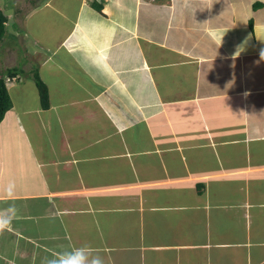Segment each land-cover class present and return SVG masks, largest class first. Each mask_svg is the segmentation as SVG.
<instances>
[{"label":"crops","instance_id":"0c3cea01","mask_svg":"<svg viewBox=\"0 0 264 264\" xmlns=\"http://www.w3.org/2000/svg\"><path fill=\"white\" fill-rule=\"evenodd\" d=\"M17 1L0 0L10 38L44 15L58 37L20 33L37 69L0 43V76L34 81L0 123V211L18 209L0 264L81 245L105 264H264V0Z\"/></svg>","mask_w":264,"mask_h":264},{"label":"rangeland","instance_id":"374dc122","mask_svg":"<svg viewBox=\"0 0 264 264\" xmlns=\"http://www.w3.org/2000/svg\"><path fill=\"white\" fill-rule=\"evenodd\" d=\"M28 1H30V0H28ZM78 1L79 0H53V3L52 4L55 5V6H58L61 2H63V5L67 7V10L68 11L74 12L75 9H76L77 2ZM17 2L19 4V5L17 4V6L19 8L20 7H26L27 2H25V0H18ZM40 2H41V0H34L31 3H29L28 7H26V8H29L31 5H33V3H36L37 4V3H40ZM23 9L24 8H22L21 11H23ZM44 13L47 14L46 12H44ZM54 17L55 16L47 19L46 15H44L43 18L42 17L39 18L38 16H36V18L34 17L35 20L33 21L31 27H28L25 24L24 25L22 24L24 26V29L21 28V26H20L21 23H17V28H16V24L15 23L12 25L13 28L15 27V29H17V32L12 33V37L11 38L8 35L9 33L8 34L6 33V35H5L4 38H8L9 40H11V42L12 41L16 42V47H17L16 48V59L15 58H13V59L16 60V62L18 63V65H24V63L28 62V63H31L32 65H34L35 66V69H37L39 67L38 64L33 63L30 60V56L27 57V55L24 53L25 51H22L21 50V45L22 44L19 41H17V40H19L20 33H22L21 35H23L24 38L25 37L28 38V39H26L27 42L30 39V42H28V44H29L30 48H32L33 50L38 45H40L42 47L43 46H50V47H52L56 43L55 42L56 41L55 39L58 36H57V32H54V30H52V28L50 27V24H47V22L50 23L51 21H54L55 20ZM9 18L10 19H13L12 18V14H11V16ZM18 22H21V21H18ZM68 24L69 23H66V20L65 19H63V20L61 19V24L59 26L60 27L59 33H61L62 29H66ZM36 32L38 34H36ZM54 36H56V37H54ZM36 40H38V42H36ZM4 47H5V43H4V45H3L2 48H4ZM29 51L31 52V49H29ZM6 53H7V51H6ZM31 54H32V52H31ZM5 58H6V55H5V57L3 59L6 60ZM13 59H8V60H13ZM2 66H3V64H2ZM26 71H30L31 72V69L30 70H26ZM25 77H31V76L29 74H27V72H25ZM45 77L48 78V76H45ZM22 81H23V78H22V80H19V81L13 83V86L16 85V84H18L17 86H15V87H17V91H14L15 90L14 87L9 90L10 91V97H11V99L15 103L16 102L22 103V101H23V95L21 93V90H22L23 86H25V84H29V82H30L28 80V81H25V83L21 84L20 82H22ZM30 84H33L34 85V81L32 80V83L30 82ZM36 89L38 90L37 85H36ZM36 89H35V87H32V88L28 89L27 90V91H29L28 92V95L30 97H32L33 94H34V92L37 91ZM24 91H25V89H24ZM25 93H26V91H25ZM36 98L32 97L30 99H32L33 101H35ZM38 99H39V102H41L40 95H39ZM26 102H28V100H26Z\"/></svg>","mask_w":264,"mask_h":264},{"label":"clouds","instance_id":"9594fccd","mask_svg":"<svg viewBox=\"0 0 264 264\" xmlns=\"http://www.w3.org/2000/svg\"><path fill=\"white\" fill-rule=\"evenodd\" d=\"M264 56V53H262ZM15 182H9L5 194L9 200L15 199ZM18 218V209L15 204L10 205L6 210L0 211V234L5 231H13V221ZM47 264H105V259L94 252L89 245L73 246L70 251L60 256L54 255Z\"/></svg>","mask_w":264,"mask_h":264},{"label":"trees","instance_id":"16d2710c","mask_svg":"<svg viewBox=\"0 0 264 264\" xmlns=\"http://www.w3.org/2000/svg\"><path fill=\"white\" fill-rule=\"evenodd\" d=\"M93 6L99 11H102L103 5L93 2ZM7 21L8 18L6 15L0 11V43L4 40V37L7 32ZM6 76H0V123L5 117V114L12 107V100L8 91V77H14L20 75V72L16 68L9 69ZM34 78L37 88L39 90V95L41 99V105L43 108L47 109L49 107V89L47 84L41 78L38 71H34ZM22 77V76H21Z\"/></svg>","mask_w":264,"mask_h":264},{"label":"built area","instance_id":"2783aa9c","mask_svg":"<svg viewBox=\"0 0 264 264\" xmlns=\"http://www.w3.org/2000/svg\"><path fill=\"white\" fill-rule=\"evenodd\" d=\"M21 80V76L20 75H17V76H14V77H8L7 78V83L8 84H12V83H15L17 81Z\"/></svg>","mask_w":264,"mask_h":264}]
</instances>
